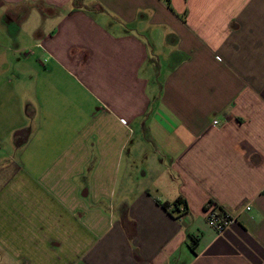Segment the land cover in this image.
I'll use <instances>...</instances> for the list:
<instances>
[{"label": "crops", "instance_id": "obj_1", "mask_svg": "<svg viewBox=\"0 0 264 264\" xmlns=\"http://www.w3.org/2000/svg\"><path fill=\"white\" fill-rule=\"evenodd\" d=\"M0 264H264V0H0Z\"/></svg>", "mask_w": 264, "mask_h": 264}, {"label": "built area", "instance_id": "obj_2", "mask_svg": "<svg viewBox=\"0 0 264 264\" xmlns=\"http://www.w3.org/2000/svg\"><path fill=\"white\" fill-rule=\"evenodd\" d=\"M212 124L216 125L217 122L213 121ZM178 210L180 212L183 211V207L179 206ZM246 210L248 209L246 208ZM204 215L207 226L214 230L218 236L223 234L236 221L235 217L229 216L213 205L207 206Z\"/></svg>", "mask_w": 264, "mask_h": 264}, {"label": "trees", "instance_id": "obj_3", "mask_svg": "<svg viewBox=\"0 0 264 264\" xmlns=\"http://www.w3.org/2000/svg\"><path fill=\"white\" fill-rule=\"evenodd\" d=\"M184 205L183 202L179 199H177L175 202L169 206L168 204H163L162 207L163 209L167 210L169 207H172L173 211L176 212L179 209V206ZM206 210V209H205ZM195 246V240H191V248Z\"/></svg>", "mask_w": 264, "mask_h": 264}]
</instances>
